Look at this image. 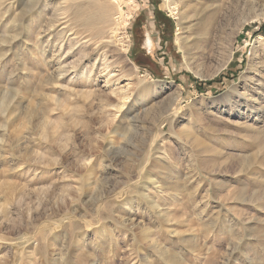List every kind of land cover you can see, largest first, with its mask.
<instances>
[{
  "label": "rangeland",
  "instance_id": "374dc122",
  "mask_svg": "<svg viewBox=\"0 0 264 264\" xmlns=\"http://www.w3.org/2000/svg\"><path fill=\"white\" fill-rule=\"evenodd\" d=\"M233 1L0 0V264H264V0Z\"/></svg>",
  "mask_w": 264,
  "mask_h": 264
},
{
  "label": "bare ground",
  "instance_id": "6f19581e",
  "mask_svg": "<svg viewBox=\"0 0 264 264\" xmlns=\"http://www.w3.org/2000/svg\"><path fill=\"white\" fill-rule=\"evenodd\" d=\"M114 3L115 2H119L120 0H112ZM232 6L235 8V9H238L239 10V0H234L232 3ZM97 5V4H96ZM166 7L168 8V9H172L171 11H174V9H175V6H173V3H171L170 2V0H166ZM82 8V7H81ZM87 9V8H86ZM109 8H104V9H101V12L97 15V18H98V20L99 21H104L106 18H107V16H108V12H109V10H108ZM100 11V10H99ZM85 12H87V13H84V12H81V11H79L78 12V16H79V18L80 19H85L86 20V22H88V23H94V19L96 20V18H93L92 16H91V14L87 11V10H85ZM235 12H236V10H235ZM237 13V12H236ZM264 15V14H263ZM243 26H245V24H242V26L240 27V28H243ZM237 29H239V25H237ZM236 29V30H237ZM179 35H178V37H177V44H179V45H181V40H182V37L180 36V32L178 33ZM226 64H227V62H226ZM226 64H222L221 66H220V68H222V67H224ZM76 66V65H75ZM226 67V66H225ZM61 71V70H60ZM219 72V71H218ZM157 84H160V83H157ZM161 85V84H160ZM45 132V131H44ZM44 134V133H43ZM45 134H46V132H45ZM120 136H122V137H124L125 138V135H120ZM71 138V137H70ZM71 140V139H70Z\"/></svg>",
  "mask_w": 264,
  "mask_h": 264
},
{
  "label": "trees",
  "instance_id": "16d2710c",
  "mask_svg": "<svg viewBox=\"0 0 264 264\" xmlns=\"http://www.w3.org/2000/svg\"><path fill=\"white\" fill-rule=\"evenodd\" d=\"M163 17L164 16L161 13V11H159V10L155 11V20H156L158 28L161 29L162 27H164V28H167V27L169 28L170 27V29H173L172 21L169 20V19L165 21V19ZM171 39L172 38H170V39L164 38V42L165 43H169L171 41ZM210 83H212V82H210Z\"/></svg>",
  "mask_w": 264,
  "mask_h": 264
},
{
  "label": "crops",
  "instance_id": "0c3cea01",
  "mask_svg": "<svg viewBox=\"0 0 264 264\" xmlns=\"http://www.w3.org/2000/svg\"><path fill=\"white\" fill-rule=\"evenodd\" d=\"M152 44V41L149 39V44L148 45H151Z\"/></svg>",
  "mask_w": 264,
  "mask_h": 264
}]
</instances>
